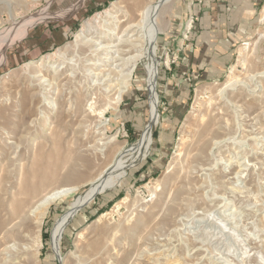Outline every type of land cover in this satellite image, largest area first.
<instances>
[{"label":"rangeland","instance_id":"374dc122","mask_svg":"<svg viewBox=\"0 0 264 264\" xmlns=\"http://www.w3.org/2000/svg\"><path fill=\"white\" fill-rule=\"evenodd\" d=\"M137 1L0 0V264H264V0H173L129 81L96 87L77 35Z\"/></svg>","mask_w":264,"mask_h":264},{"label":"bare ground","instance_id":"6f19581e","mask_svg":"<svg viewBox=\"0 0 264 264\" xmlns=\"http://www.w3.org/2000/svg\"><path fill=\"white\" fill-rule=\"evenodd\" d=\"M172 1L173 0H160L154 5L148 7H143V5L137 1L134 6H131L133 11L128 9L129 12L124 16L119 15L121 10L118 9L119 7L116 5L114 6L116 12L110 14V18L103 21L100 28L86 27L85 29H81L82 31L77 35L75 49L77 50L80 47L88 48L91 60L88 65L91 68V72L100 69L98 73L94 74L96 80L94 85H96V87L108 83L112 78V75L115 73L120 74L116 79L122 81V83L126 84L129 81L137 62H139L143 56L141 51L143 46V34L149 43V50L152 52V50L155 49V19L158 13L161 15L163 14L164 9H167V6ZM27 21L24 20L23 22L18 23L17 28L19 27V29L16 32L20 34L21 38L26 34L27 29L30 27L29 22ZM143 24L145 25V29L143 28L142 32L144 33L140 36L142 33H140V30L142 29ZM135 35L140 36L141 38H133ZM79 59L81 58L79 57ZM71 61H73V59L69 60V62ZM65 63L66 61L62 63V66H64ZM125 71H127L126 74H123ZM121 74L123 76H121ZM119 93H121V91ZM150 117L141 143L150 141L151 130L157 123L158 110L155 93L152 95V101L150 104ZM127 162V158L120 159L117 163L120 165L119 169L112 170L108 174V177L103 179V181L96 180L85 195L77 197L72 202L68 213L69 215L60 224L59 233L55 238V249L58 247L60 232L64 228L66 221L80 209L82 204L94 196L98 191L112 186L114 180L124 174ZM72 190L73 188H63L44 196L38 203L31 207L29 214L42 215L44 210L53 201L61 196L71 193ZM24 206H19L16 209V213L24 212Z\"/></svg>","mask_w":264,"mask_h":264},{"label":"crops","instance_id":"0c3cea01","mask_svg":"<svg viewBox=\"0 0 264 264\" xmlns=\"http://www.w3.org/2000/svg\"><path fill=\"white\" fill-rule=\"evenodd\" d=\"M238 1H246V0H238ZM249 1L255 3V2L259 1V0H249Z\"/></svg>","mask_w":264,"mask_h":264},{"label":"trees","instance_id":"16d2710c","mask_svg":"<svg viewBox=\"0 0 264 264\" xmlns=\"http://www.w3.org/2000/svg\"><path fill=\"white\" fill-rule=\"evenodd\" d=\"M154 136L156 137L157 135L155 134Z\"/></svg>","mask_w":264,"mask_h":264}]
</instances>
